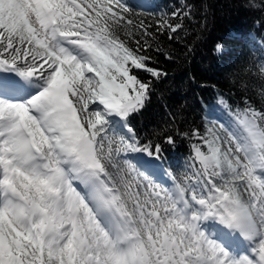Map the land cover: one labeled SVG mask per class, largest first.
<instances>
[{
    "label": "snow or ice",
    "instance_id": "obj_1",
    "mask_svg": "<svg viewBox=\"0 0 264 264\" xmlns=\"http://www.w3.org/2000/svg\"><path fill=\"white\" fill-rule=\"evenodd\" d=\"M190 11L0 0V264H264V105L219 94L155 140L132 123Z\"/></svg>",
    "mask_w": 264,
    "mask_h": 264
},
{
    "label": "trees",
    "instance_id": "obj_2",
    "mask_svg": "<svg viewBox=\"0 0 264 264\" xmlns=\"http://www.w3.org/2000/svg\"><path fill=\"white\" fill-rule=\"evenodd\" d=\"M134 11L146 20L171 13L182 4L190 15L177 38L159 37L164 55L155 66L166 73L154 81L151 102L132 123L141 139L152 138L164 129L187 131L206 117L208 106L223 94L230 103L247 99L254 107L264 105V11L249 7L264 0H129ZM180 22V21H174ZM222 45L217 52L216 46ZM173 117L175 120L173 121ZM172 161L188 154V145L179 138L175 149L164 145ZM179 174V171L177 172Z\"/></svg>",
    "mask_w": 264,
    "mask_h": 264
}]
</instances>
